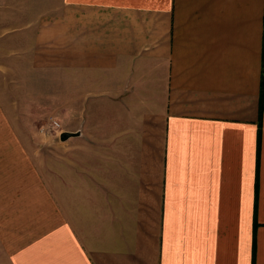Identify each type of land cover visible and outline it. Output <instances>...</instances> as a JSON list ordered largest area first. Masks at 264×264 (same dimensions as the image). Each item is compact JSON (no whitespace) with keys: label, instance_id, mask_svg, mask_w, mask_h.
Here are the masks:
<instances>
[{"label":"crops","instance_id":"crops-1","mask_svg":"<svg viewBox=\"0 0 264 264\" xmlns=\"http://www.w3.org/2000/svg\"><path fill=\"white\" fill-rule=\"evenodd\" d=\"M1 67L75 135L0 130V264H264V0H0Z\"/></svg>","mask_w":264,"mask_h":264},{"label":"rangeland","instance_id":"rangeland-1","mask_svg":"<svg viewBox=\"0 0 264 264\" xmlns=\"http://www.w3.org/2000/svg\"><path fill=\"white\" fill-rule=\"evenodd\" d=\"M4 70V67L0 68V114L8 119V124L0 123V130L22 131L28 137L30 146L42 151L50 150L59 140L55 135L42 134L41 128L48 125L53 117L59 119L63 129L68 128L67 99L62 98L59 104L55 97L49 98L54 93L63 95L61 91L48 89L59 84V75L29 74L22 79L20 74L3 73ZM42 155L52 157L47 152ZM5 158L1 155L0 163L3 164Z\"/></svg>","mask_w":264,"mask_h":264},{"label":"built area","instance_id":"built-area-1","mask_svg":"<svg viewBox=\"0 0 264 264\" xmlns=\"http://www.w3.org/2000/svg\"><path fill=\"white\" fill-rule=\"evenodd\" d=\"M62 124L59 122V119L53 117V119L50 120V123L48 125H45L41 128V133L46 135H55L60 136L63 132Z\"/></svg>","mask_w":264,"mask_h":264},{"label":"water","instance_id":"water-1","mask_svg":"<svg viewBox=\"0 0 264 264\" xmlns=\"http://www.w3.org/2000/svg\"><path fill=\"white\" fill-rule=\"evenodd\" d=\"M73 135H75L74 132L63 131V132L61 133V135H60V138H61V140H66V139H68L70 136H73Z\"/></svg>","mask_w":264,"mask_h":264}]
</instances>
